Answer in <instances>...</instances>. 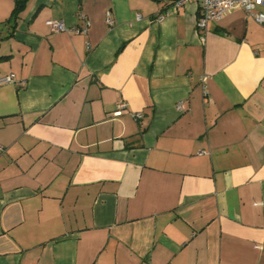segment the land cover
Listing matches in <instances>:
<instances>
[{
    "label": "crops",
    "instance_id": "crops-1",
    "mask_svg": "<svg viewBox=\"0 0 264 264\" xmlns=\"http://www.w3.org/2000/svg\"><path fill=\"white\" fill-rule=\"evenodd\" d=\"M174 1L0 0V264H264V22Z\"/></svg>",
    "mask_w": 264,
    "mask_h": 264
},
{
    "label": "built area",
    "instance_id": "built-area-1",
    "mask_svg": "<svg viewBox=\"0 0 264 264\" xmlns=\"http://www.w3.org/2000/svg\"><path fill=\"white\" fill-rule=\"evenodd\" d=\"M189 0H175L174 4L179 5ZM198 5V16L196 20V29L198 31H205L208 27L210 21L220 20L224 14L232 8L240 7L246 12L250 13L257 22H264V11H262V6H264V0H192ZM84 17V16H82ZM106 21L112 23L109 13L106 15ZM47 26L52 31H64L68 30L69 27L66 26L63 20L49 18L46 20ZM89 21L84 18V24L81 27H73L72 30L76 33H85L88 29ZM17 82L22 85L24 82L22 80H16L13 73H9L0 77V86L5 83ZM126 102H121L119 107H126ZM120 111H116L115 114H119ZM135 119L141 117V113L136 112L132 114ZM198 153H203L202 150Z\"/></svg>",
    "mask_w": 264,
    "mask_h": 264
},
{
    "label": "trees",
    "instance_id": "trees-1",
    "mask_svg": "<svg viewBox=\"0 0 264 264\" xmlns=\"http://www.w3.org/2000/svg\"><path fill=\"white\" fill-rule=\"evenodd\" d=\"M27 0H16L15 8L13 11L14 16L16 17L20 10L24 7Z\"/></svg>",
    "mask_w": 264,
    "mask_h": 264
}]
</instances>
